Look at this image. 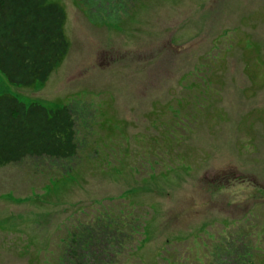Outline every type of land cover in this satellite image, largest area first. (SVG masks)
Listing matches in <instances>:
<instances>
[{
  "label": "rangeland",
  "instance_id": "rangeland-1",
  "mask_svg": "<svg viewBox=\"0 0 264 264\" xmlns=\"http://www.w3.org/2000/svg\"><path fill=\"white\" fill-rule=\"evenodd\" d=\"M48 1L65 57L0 95L77 154L0 168V264H264V0Z\"/></svg>",
  "mask_w": 264,
  "mask_h": 264
},
{
  "label": "trees",
  "instance_id": "trees-1",
  "mask_svg": "<svg viewBox=\"0 0 264 264\" xmlns=\"http://www.w3.org/2000/svg\"><path fill=\"white\" fill-rule=\"evenodd\" d=\"M64 12L48 0H0V74L12 86L43 84L67 53ZM75 124L67 107L53 110L0 95V168L25 158L72 159ZM74 264L78 253H73ZM77 260V261H76Z\"/></svg>",
  "mask_w": 264,
  "mask_h": 264
}]
</instances>
